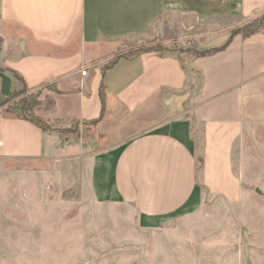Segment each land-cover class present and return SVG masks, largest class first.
Returning a JSON list of instances; mask_svg holds the SVG:
<instances>
[{"label": "crops", "instance_id": "crops-1", "mask_svg": "<svg viewBox=\"0 0 264 264\" xmlns=\"http://www.w3.org/2000/svg\"><path fill=\"white\" fill-rule=\"evenodd\" d=\"M263 14L264 0H0V100L24 87L39 118L93 128L64 143L0 109V160L85 159L142 221L240 200L232 155L264 125V30H237ZM184 35L218 51L123 55Z\"/></svg>", "mask_w": 264, "mask_h": 264}, {"label": "rangeland", "instance_id": "rangeland-1", "mask_svg": "<svg viewBox=\"0 0 264 264\" xmlns=\"http://www.w3.org/2000/svg\"><path fill=\"white\" fill-rule=\"evenodd\" d=\"M252 24L237 31L249 33ZM204 43L184 35L132 44L123 55L218 49L204 50ZM31 96L40 99L23 87L0 103L19 108ZM48 126L64 143L93 129L80 122ZM232 163L240 200L204 195L170 217L142 221L114 195L107 170L94 172L85 159L0 160V264H264V125L239 140Z\"/></svg>", "mask_w": 264, "mask_h": 264}, {"label": "trees", "instance_id": "trees-1", "mask_svg": "<svg viewBox=\"0 0 264 264\" xmlns=\"http://www.w3.org/2000/svg\"><path fill=\"white\" fill-rule=\"evenodd\" d=\"M257 22L258 25L256 24H252L253 22ZM253 22H251L250 24H252L250 26V29L251 31L249 33H245L243 31H240V33H242V35L244 37H247L253 33H256V32H259V31H262L264 30V17L261 18L258 22V19L255 20ZM218 50H214V51H211V52H205V53H201L199 54V56H204V55H210L214 52H216ZM14 94V93H13ZM12 94V95H13ZM12 95L10 96V98L12 97ZM39 96H31V97H28L26 99H24L21 103H20V106L19 108H6L5 109V112L6 113H9L11 115H14L15 117L19 118V119H23V120H27L31 123H33L34 125H36L38 128H40L42 131L44 132H47L48 130H50L49 128V124L52 123V121H46V120H43L41 118H39L38 116H36L35 114L32 115V113L37 110L39 108ZM4 107V104L0 103V109H2ZM29 114V115H28ZM64 123L62 121H54L53 123ZM94 124L97 123V121L95 122H92ZM53 131V130H52ZM199 169L201 170L202 169V162L199 161Z\"/></svg>", "mask_w": 264, "mask_h": 264}, {"label": "built area", "instance_id": "built-area-1", "mask_svg": "<svg viewBox=\"0 0 264 264\" xmlns=\"http://www.w3.org/2000/svg\"><path fill=\"white\" fill-rule=\"evenodd\" d=\"M87 73H88L87 70L82 71V76L84 77L87 76Z\"/></svg>", "mask_w": 264, "mask_h": 264}]
</instances>
